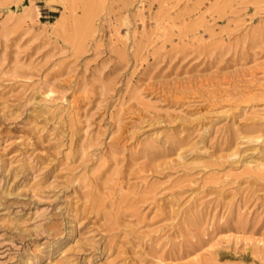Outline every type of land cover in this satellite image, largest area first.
<instances>
[{
  "label": "rangeland",
  "instance_id": "374dc122",
  "mask_svg": "<svg viewBox=\"0 0 264 264\" xmlns=\"http://www.w3.org/2000/svg\"><path fill=\"white\" fill-rule=\"evenodd\" d=\"M0 264H264V0H0Z\"/></svg>",
  "mask_w": 264,
  "mask_h": 264
}]
</instances>
